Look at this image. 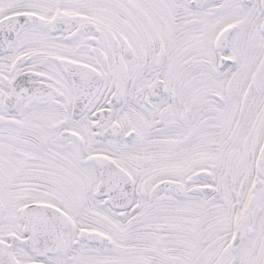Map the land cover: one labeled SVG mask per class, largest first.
Wrapping results in <instances>:
<instances>
[{
    "label": "snow or ice",
    "instance_id": "1",
    "mask_svg": "<svg viewBox=\"0 0 264 264\" xmlns=\"http://www.w3.org/2000/svg\"><path fill=\"white\" fill-rule=\"evenodd\" d=\"M0 264H264V0H0Z\"/></svg>",
    "mask_w": 264,
    "mask_h": 264
}]
</instances>
